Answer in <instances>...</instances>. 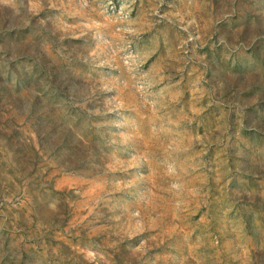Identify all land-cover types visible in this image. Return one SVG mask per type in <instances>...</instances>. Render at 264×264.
<instances>
[{
  "label": "rangeland",
  "instance_id": "1",
  "mask_svg": "<svg viewBox=\"0 0 264 264\" xmlns=\"http://www.w3.org/2000/svg\"><path fill=\"white\" fill-rule=\"evenodd\" d=\"M0 264H264V0H0Z\"/></svg>",
  "mask_w": 264,
  "mask_h": 264
}]
</instances>
